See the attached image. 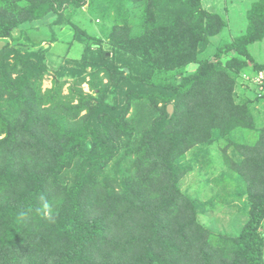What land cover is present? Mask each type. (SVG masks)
I'll list each match as a JSON object with an SVG mask.
<instances>
[{
  "label": "trees",
  "instance_id": "obj_1",
  "mask_svg": "<svg viewBox=\"0 0 264 264\" xmlns=\"http://www.w3.org/2000/svg\"><path fill=\"white\" fill-rule=\"evenodd\" d=\"M0 40V264H264V0H0Z\"/></svg>",
  "mask_w": 264,
  "mask_h": 264
},
{
  "label": "rangeland",
  "instance_id": "obj_2",
  "mask_svg": "<svg viewBox=\"0 0 264 264\" xmlns=\"http://www.w3.org/2000/svg\"><path fill=\"white\" fill-rule=\"evenodd\" d=\"M246 0H202V4L205 8H208L213 2H219V6L220 8H224L225 10H227V13H232V11L236 8H238L240 6L241 3H244ZM86 4L83 5L82 10H78L77 15L76 16H83L86 14ZM73 18V17H72ZM90 23H91V27L93 28V30L95 32H99L98 29V24L101 23V20L98 18H92L90 19ZM47 18L42 19V20H38V21H33L31 23H26V24H22L21 25V29L17 28L13 31V36L17 37L18 35H21L22 33H24V35H26V32H22L23 30H29L35 34H39L42 31L44 32L46 29V24H47ZM72 21L79 23L77 18H73L70 22L68 23H72ZM69 26V24L67 25ZM40 35V34H39ZM59 40L57 43H53L50 46V49L48 51V53L46 54V62L49 65V70H51L52 67L57 68L60 64H63L64 62H66V59H77L80 57V55L82 54V47L83 45L81 43L76 44L73 47V44H71V39H69L71 37V34H67V32L65 34H60L59 36ZM10 43L13 45L15 43H17V41H13L11 38L9 39ZM60 41V42H59ZM71 45H70V44ZM72 43H76V41L72 42ZM70 45V46H69ZM25 47H28V45H25ZM250 53L253 56V58L258 61V62H262L264 63V41L262 42H257L254 43L253 45L250 46ZM243 77L245 79H241L242 82L246 83V77L245 75H243ZM264 74H262L261 72H258V77L254 78V81L256 82H261V79H263ZM248 88L246 89L245 95L250 98V99H255L254 97V93L259 91V96H262L264 94V89H255L253 90V88L255 87V84L253 83H248ZM50 86V76H45V79L43 81L42 84V88H48ZM67 86V85H66ZM66 86L64 87V93H66ZM82 89L84 92H91L88 89V86L86 83H84L82 85ZM238 92H240V89L238 90ZM262 101V100H260ZM262 104V102H261ZM263 105V104H262ZM259 105L258 107L264 111V105ZM209 177V176H208ZM206 175H202V177L200 178V183L197 182V172H193L192 174L187 175L184 179L181 180V186L183 188H188V187H198V184L201 185L200 186V196L202 198H207L208 196H210L212 194L213 188L211 186H207V188L204 186L206 184H211V182L209 181L210 178H208ZM208 178V179H207ZM210 187L212 188L210 190ZM220 210L216 211V219H215V225L216 228L219 229H224L229 231L231 229V224L233 222V218H235V215H238L236 221L234 220V222H240L241 218H243V214L242 213H237L235 210H233L232 208H226L225 206L222 208V206L220 205L219 207ZM244 219H246V215H244ZM200 219L202 222H206V218H203L202 216H200ZM236 227V226H235ZM233 228V227H232ZM240 229V227L237 228V230ZM232 230V229H231ZM262 232L264 235V225L262 227Z\"/></svg>",
  "mask_w": 264,
  "mask_h": 264
},
{
  "label": "water",
  "instance_id": "obj_3",
  "mask_svg": "<svg viewBox=\"0 0 264 264\" xmlns=\"http://www.w3.org/2000/svg\"><path fill=\"white\" fill-rule=\"evenodd\" d=\"M4 44L5 42L3 40H0V49L3 47ZM167 111L169 113V116H171V114L173 113V104L167 105Z\"/></svg>",
  "mask_w": 264,
  "mask_h": 264
},
{
  "label": "clouds",
  "instance_id": "obj_4",
  "mask_svg": "<svg viewBox=\"0 0 264 264\" xmlns=\"http://www.w3.org/2000/svg\"><path fill=\"white\" fill-rule=\"evenodd\" d=\"M44 207H45V209H47V208H48V205H47V204H45V205H44Z\"/></svg>",
  "mask_w": 264,
  "mask_h": 264
},
{
  "label": "built area",
  "instance_id": "obj_5",
  "mask_svg": "<svg viewBox=\"0 0 264 264\" xmlns=\"http://www.w3.org/2000/svg\"><path fill=\"white\" fill-rule=\"evenodd\" d=\"M263 74V73H262Z\"/></svg>",
  "mask_w": 264,
  "mask_h": 264
}]
</instances>
